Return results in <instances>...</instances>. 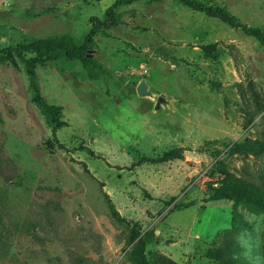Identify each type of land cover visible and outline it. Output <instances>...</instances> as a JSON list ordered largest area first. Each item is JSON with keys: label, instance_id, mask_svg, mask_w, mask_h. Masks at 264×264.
Wrapping results in <instances>:
<instances>
[{"label": "rangeland", "instance_id": "1", "mask_svg": "<svg viewBox=\"0 0 264 264\" xmlns=\"http://www.w3.org/2000/svg\"><path fill=\"white\" fill-rule=\"evenodd\" d=\"M114 1L0 0V264H135L132 227L152 232L148 262L264 264V211L208 200L225 174L264 187V0H200L234 25L178 0L113 7L86 47L107 74L35 65L59 107L52 135L6 49L59 33L81 44Z\"/></svg>", "mask_w": 264, "mask_h": 264}, {"label": "trees", "instance_id": "2", "mask_svg": "<svg viewBox=\"0 0 264 264\" xmlns=\"http://www.w3.org/2000/svg\"><path fill=\"white\" fill-rule=\"evenodd\" d=\"M132 1L137 0H115L105 11L104 18L102 20L93 18L91 20V28L81 44H76L67 33H59L57 35L43 38H35L26 44H20L6 49L8 53H11L21 62L32 92L31 101L49 123L52 135L55 130L62 125L59 118V107L54 104L47 103L40 95L39 87L36 81L35 65L43 64L44 61L54 58H63L66 60L77 59L81 62V65L83 66L89 79H94L100 74H107V68L98 62L94 57H85L87 44L98 28H108L116 23L115 15L111 11L113 7ZM178 1L192 10L203 12L210 17H216L229 25L235 24L233 17L229 15L222 6L204 4L200 0ZM26 54H30V56H27ZM260 144L261 148L264 150V143ZM172 153V151H169L156 159L146 158V160L165 161L170 157H176L173 156L174 154ZM218 199H228L235 202L254 205L264 211V187L261 188L260 186H252L249 182L235 178L231 174H225L222 179V183L212 190V193L208 198V200ZM236 219L237 215L234 214L230 222V227L228 228L230 232H236L238 229L239 224ZM1 225L0 218V227ZM150 235H152V232H148L147 230L141 234L136 228L132 227L130 229L128 239L131 245L127 252V258L129 261L135 264H178L161 254H152L151 261L149 262L145 260L143 247L146 239L149 238ZM1 240L3 243L2 231H0V241ZM214 257H216L215 254ZM227 262L233 263L234 260L228 258Z\"/></svg>", "mask_w": 264, "mask_h": 264}, {"label": "water", "instance_id": "3", "mask_svg": "<svg viewBox=\"0 0 264 264\" xmlns=\"http://www.w3.org/2000/svg\"><path fill=\"white\" fill-rule=\"evenodd\" d=\"M85 57H87V58L92 57V55L88 52V50H86V52H85ZM144 88H145L144 83H143V82H139V83L137 84V86H136V92H137L138 94H141V93L144 92ZM158 100H163V99H161V98L159 97Z\"/></svg>", "mask_w": 264, "mask_h": 264}, {"label": "bare ground", "instance_id": "4", "mask_svg": "<svg viewBox=\"0 0 264 264\" xmlns=\"http://www.w3.org/2000/svg\"><path fill=\"white\" fill-rule=\"evenodd\" d=\"M144 92H145V88H144ZM144 92H143V93H144ZM143 93H141V94H143Z\"/></svg>", "mask_w": 264, "mask_h": 264}]
</instances>
